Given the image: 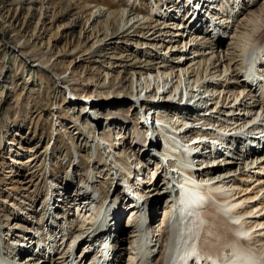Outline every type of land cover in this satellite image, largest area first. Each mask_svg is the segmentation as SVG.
<instances>
[{
  "label": "bare ground",
  "instance_id": "1",
  "mask_svg": "<svg viewBox=\"0 0 264 264\" xmlns=\"http://www.w3.org/2000/svg\"><path fill=\"white\" fill-rule=\"evenodd\" d=\"M197 2L206 4L202 17L198 21L185 18L184 8L196 6ZM248 2L181 0V10L152 8V25L127 10L118 11L120 27L112 40L106 37L114 34V26L104 24L102 31L97 29L98 19L104 15L100 9L91 12L85 22L86 10H80L61 26L65 30L62 35L80 27L78 46L70 53L79 61L84 60V55L86 60L99 53L95 62H101L114 39L125 41L135 32L141 34L135 35L140 39L136 47L151 49L155 54L140 62L130 55L116 65L126 76L114 92L126 93V98L112 92L107 102L93 95L85 100L89 111L84 115L92 129L112 128L115 132L117 149L110 148L115 154L118 150L121 158L118 163L111 156L107 163L119 190L112 188L104 199L94 189V181L89 180L91 171L71 195L66 194L69 190L52 184L40 213L27 205L36 215L34 225H11L16 219L8 220L7 225L0 222V264H196L198 259L201 264H239L238 260L264 264V154L252 147L259 144L264 131V12L246 19L243 31L232 25L237 22L233 10L239 6L240 12ZM6 3L18 5L13 17ZM224 3L229 5L228 11L221 10ZM261 4L264 8V0ZM21 5V0H0L3 41L9 38L8 28L16 20V13L26 9ZM211 10L215 11L210 13ZM28 11L31 17L40 13L31 34L38 40L49 31L42 19L50 12L32 7ZM4 12L7 21L2 19ZM207 18L209 25L203 28ZM197 23L201 27L196 31L193 28ZM182 29L187 35L180 40L184 36L179 34ZM8 44L7 41L12 48ZM163 44L169 45L167 51L158 55ZM23 45L18 46L24 48ZM236 45L241 46L237 54ZM12 49L19 52L18 48ZM36 57L42 64V55ZM104 85L109 88L110 83ZM73 95L74 104L84 99L78 92ZM117 104L138 107L142 124L147 119L151 121L152 133L142 137L137 128L132 143L125 145L124 132L132 125V118ZM142 109L147 111L146 116ZM201 124H209L213 130L201 131ZM166 125L170 127L168 131ZM153 138H162L164 145L160 148L158 143H151ZM191 139L199 142L189 143ZM203 140L228 148L239 141L244 154L228 151V156L222 157ZM102 145L108 146L106 142ZM102 145H98L101 151ZM248 145L250 151L245 152ZM194 149L199 153L194 154ZM124 156L128 164L122 161ZM124 168L132 173L130 182L123 178ZM149 168L156 174L154 179ZM73 179L70 176L67 185L73 184ZM20 194L27 198L31 195L27 187H22ZM204 195L214 201L199 210ZM161 200L162 221L154 232L150 224ZM123 202L126 207L122 210ZM130 203L134 206L130 207ZM45 210L48 211L44 213ZM124 210L131 217L122 225ZM20 214L17 212L15 217ZM41 227L48 233L42 234ZM122 231L124 236L119 238L118 232ZM29 247L34 252L38 248L35 254L41 260L21 253ZM46 251H53V255L46 257Z\"/></svg>",
  "mask_w": 264,
  "mask_h": 264
},
{
  "label": "rangeland",
  "instance_id": "2",
  "mask_svg": "<svg viewBox=\"0 0 264 264\" xmlns=\"http://www.w3.org/2000/svg\"><path fill=\"white\" fill-rule=\"evenodd\" d=\"M155 1L21 0V6L26 9L16 13V20L8 28L9 38L7 41L12 48H18L22 56L18 54L19 52L9 48L7 41H3L0 35V222L5 223L4 225L9 224L11 219H16L11 221V225L20 224L25 227L34 225V220L37 218L30 211L32 208L36 214L42 211L48 201L45 200L48 195L50 197L52 184H55L57 188L69 190L73 186L76 187L81 181H85L89 171L92 172V178L89 180L94 181L95 188H93L98 189L104 199L108 198L116 181L113 179V171L110 170L107 160L112 156L119 163L121 157L118 150L115 154L110 148L112 146L117 149L113 144H116V137L112 128L107 130L109 128L101 127L96 131L92 129L88 116L84 115L89 111V108L85 106V100L93 95L97 96L101 102H107V99H111L110 94L116 90L121 79L126 76L121 72V67L116 66L122 61L121 58L127 60V57L131 55L130 57L135 62L148 61L151 59L150 54L152 57L155 51L153 54L151 49L137 48L140 39L136 36L141 34L130 32L131 36L128 40H113L112 46L105 51V58L99 59L101 62H95L96 55L99 53L91 55L94 57L86 60L87 55H84L82 57L84 60L79 61L74 59L76 55L70 53L78 46L80 27L62 35L65 30L61 26L67 24L72 16L80 10H86L83 19L85 22L89 19L91 12L100 9L104 15L98 19L97 29L102 31L104 24H110V28L114 26V30H116L114 34L106 37V40H112L118 34L117 30L120 27L121 16L117 13L118 11L127 10L128 14L131 13L149 21L152 25L155 23L151 19H154V16L151 15L152 8L161 9L164 4L171 10L175 8H173L176 3L174 0H157V3ZM262 2L263 0L255 1V4L244 10L243 8L247 6H242L243 11L236 18L237 22L240 21L239 25L236 21L232 23L235 30L239 26L237 31H243L242 25L244 26L246 19L260 14L261 11L264 12ZM7 7L11 10L10 13L8 12L9 16L13 17L18 5L8 4ZM28 7L50 12L47 18L42 19L49 27V31L45 32L38 40H34L31 34L40 18V13L37 12L35 16L31 17ZM6 16H8L7 12H4L3 21L8 20ZM240 27L243 29L241 30ZM183 32V29L179 32L180 35L184 34L180 40L187 35L186 32ZM20 43H24V48L18 46ZM163 45L164 47L158 49V55L167 51L169 45ZM236 47H238L236 48L237 54L241 50L239 49L241 46L236 45ZM39 55H42V64L40 65L37 63L39 57H36ZM3 71L4 73H2ZM109 83V88L102 87L103 84L107 86ZM77 92L84 97V101L78 99L82 101L80 104H74L73 94ZM115 92L118 96L127 97L126 93L117 94L118 91ZM117 105L116 107H122L120 111H125L132 118V125L124 132V135L127 136L125 145L132 143L137 128H139L141 136L144 137L146 132L141 126L140 109L138 107L134 109L126 104L125 106ZM105 131L110 134L103 135L102 133ZM100 141L106 142L108 146L102 148L103 143L99 144ZM98 145H102L100 148L104 150L101 151ZM77 155L78 161L74 164ZM116 156L117 158H115ZM127 160V156L122 158L124 163H127ZM150 168L148 173L152 174L153 172L151 177L154 179L156 174ZM234 168L236 166H233ZM122 172L123 178L124 173L132 175L130 169L124 168ZM70 176H73L74 179L73 184L69 186L67 184ZM145 176L149 177V174ZM22 187L29 188L31 195L28 198L26 195L20 194ZM115 188L119 190L117 186ZM71 194H73V190ZM27 205H32L31 210ZM125 207L124 203L120 209L123 210ZM161 207H163V200L156 206L158 210L154 211V220L150 224L154 232H156L159 222L162 221L163 209ZM46 211L48 210H45L44 213ZM17 212L21 214L15 217ZM124 213L120 220L122 225L131 217V214H126L125 210ZM40 230L42 234L47 232L43 231L42 227ZM119 232L117 236L123 237V231ZM4 236L2 234L3 238L8 239ZM9 241L11 240L9 239ZM123 245L126 246L125 243ZM24 251L26 252L24 256L30 255L31 258L41 260L40 257H36L33 248L29 247ZM122 258H125L124 252Z\"/></svg>",
  "mask_w": 264,
  "mask_h": 264
}]
</instances>
